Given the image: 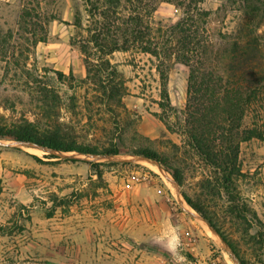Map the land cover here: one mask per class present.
Here are the masks:
<instances>
[{
    "label": "rangeland",
    "instance_id": "rangeland-1",
    "mask_svg": "<svg viewBox=\"0 0 264 264\" xmlns=\"http://www.w3.org/2000/svg\"><path fill=\"white\" fill-rule=\"evenodd\" d=\"M249 1L203 0L197 5L208 16L204 22L196 20L191 29L198 31L197 39L207 55V68L216 63V54L224 55L223 51L238 36L241 23L246 21L260 38L264 64V0ZM150 7L154 8L148 16L152 36L158 35V27L165 30L183 16V8L167 1L156 0ZM90 8L91 3L86 0H0V127L13 129L25 121L42 129L58 125L81 145L100 149L112 143L120 152L112 157L58 152L59 158H46L50 153L0 139L4 144L0 145V264H75L72 231L82 223L91 224L99 215L105 218L107 213L118 210L116 197H127L140 185L157 183L161 197L172 199L175 213L184 217L194 215L201 227L207 228V224L187 205L183 194L193 199L211 197L209 205L219 217L225 208L224 195L219 198L199 188L200 181L211 176L212 170L188 147L184 135L189 70L182 62L172 55L156 58L131 49L115 51L104 58L122 74L126 88L122 104L111 107L92 101L91 87L87 92L78 77L80 71L85 72L81 51L87 50L91 59L97 60L100 48L88 40L104 19L102 7L92 15ZM130 8L122 0L116 13H111L112 23L120 26ZM53 19L61 24L53 23ZM54 26L68 35V43L60 51L57 49V55H51L54 52L49 53L43 42L39 43ZM69 67L76 75L73 78L68 77ZM55 71H62L65 78L58 80ZM160 72L167 77L169 106L160 97ZM179 100L183 105H178ZM162 103L165 106H160ZM109 107L114 115L109 113ZM250 121L245 119L247 125ZM258 126L264 133V119ZM134 135L148 139L150 142L144 141L145 145L167 159L170 167L182 170V186L174 181L170 168L158 164L161 174L151 168L153 164L130 155L142 143L137 138L134 141ZM70 157L75 160H67ZM239 161L243 177L237 182V192L264 224V142L242 143ZM90 163L102 164L103 182L97 181ZM82 211L83 217L78 214ZM222 227L239 240L231 223ZM256 231L255 226L250 233ZM209 237L221 249L225 261L236 264L230 248L218 236ZM111 242L116 249L124 248L122 241ZM239 245L252 262L248 246ZM172 250L159 252L163 256L175 255L177 249ZM259 254L263 259L264 249Z\"/></svg>",
    "mask_w": 264,
    "mask_h": 264
},
{
    "label": "trees",
    "instance_id": "trees-1",
    "mask_svg": "<svg viewBox=\"0 0 264 264\" xmlns=\"http://www.w3.org/2000/svg\"><path fill=\"white\" fill-rule=\"evenodd\" d=\"M91 3L89 13L98 11L102 7L103 21L96 26L89 43L100 48V55L94 62L87 50L84 54L85 77L80 78L81 84L90 88L92 101L106 103L111 107L122 104L126 95L122 74L105 56L115 51L129 49L150 54L156 58H167L171 55L177 61L188 67L187 78L185 130L184 135L188 147L198 156L203 164L212 170V175L199 183L203 193H209L226 198L225 208L219 217L209 205L211 197H196L195 199L183 194V198L201 219L213 230L217 236L227 244L239 264H264V258L259 254L264 249V224L256 213L246 204L237 192V182L243 177L239 161L240 145L251 140L264 142V133L258 126L264 119V64L263 49L260 47V38L254 35V27L250 22L241 23L237 35L232 39L229 47L223 51L222 57L215 56L216 63L207 68V55L197 39L198 31H194L196 20L204 19L207 12H202L197 5L203 0H160L175 4L182 11V19L165 30L156 29L158 35L152 36V27L149 21L152 2L156 0H123L124 5L131 6L129 15L120 26L112 23L111 13L119 7L122 0H86ZM258 1V0H257ZM148 2V3H147ZM249 0H246V3ZM249 6V4H248ZM142 11V12H141ZM202 22V23H203ZM160 39V40H156ZM41 40H44L42 38ZM40 41V40H39ZM58 80L65 78L61 72H54ZM68 77L73 78L70 72ZM162 80L161 99L169 106L165 73L160 72ZM86 92V94H88ZM88 96V95H86ZM160 106H165L164 103ZM109 107V113L114 115ZM251 121L247 125L245 119ZM258 119V123L255 122ZM118 124V122H114ZM262 127V125H261ZM142 141L130 155L153 161L164 168H170L174 181L182 186L184 177L182 170L170 167L167 159L163 158L150 145L143 142L150 141L143 137H134ZM0 139L13 140L39 146L45 150L59 153H77L81 155L112 157L119 155L116 144L100 149L81 145L75 141L60 126H45L30 122H23L4 129L0 127ZM46 158H59L58 154L50 153ZM34 159L42 162L38 157ZM67 160H75L68 158ZM97 181L103 182L102 164L90 163ZM169 170V169H168ZM229 222L236 227L239 240L233 239L223 225ZM255 233H250L254 227ZM240 243L248 246L253 261L245 257L246 252L241 250Z\"/></svg>",
    "mask_w": 264,
    "mask_h": 264
},
{
    "label": "crops",
    "instance_id": "crops-1",
    "mask_svg": "<svg viewBox=\"0 0 264 264\" xmlns=\"http://www.w3.org/2000/svg\"><path fill=\"white\" fill-rule=\"evenodd\" d=\"M52 21L61 24L59 20ZM46 37L39 43L43 42L49 53L54 52L51 55H57V49L68 43V35L60 27L51 28ZM67 72L76 76L72 67ZM80 72L78 77L84 78V70ZM178 105L183 102L179 100ZM135 189L127 197H116L118 210L107 213L105 218L99 215L91 224L82 223L72 231L70 242L76 248L75 264H228L221 249L209 237L208 226L198 225L194 215L176 214L172 199L161 197L157 183ZM81 213L84 211L79 216ZM113 240L122 241L124 248L116 249ZM157 247L169 253L177 249V253L163 256Z\"/></svg>",
    "mask_w": 264,
    "mask_h": 264
},
{
    "label": "water",
    "instance_id": "water-1",
    "mask_svg": "<svg viewBox=\"0 0 264 264\" xmlns=\"http://www.w3.org/2000/svg\"><path fill=\"white\" fill-rule=\"evenodd\" d=\"M16 143H18V144H20V145H24V146H32V147H34V148H36V149H39V150L45 151V152H47V153H55V154H58V152H53V151H50V150H45V149H43V148H41V147H39V146L33 145V144L22 143V142H16ZM0 145H4V144L0 142ZM70 158H71V157H70ZM137 159H138V160H141V161L149 162V163L155 165L156 167H158V169L161 170V167H160L157 163H155V162H153V161H150V160L145 159V158H142V157H137ZM207 226H208V225H207ZM208 228L211 230V228H210L209 226H208ZM211 231L217 236V234H216L213 230H211ZM221 241H222V240H221ZM222 243H223L226 247H228L227 244H226L225 242L222 241ZM228 249H229V247H228ZM229 250H230V249H229ZM230 255L232 256V258L234 259V261L236 262V264H239L238 261H237V259H236V257L234 256V254L230 252Z\"/></svg>",
    "mask_w": 264,
    "mask_h": 264
},
{
    "label": "bare ground",
    "instance_id": "bare-ground-1",
    "mask_svg": "<svg viewBox=\"0 0 264 264\" xmlns=\"http://www.w3.org/2000/svg\"><path fill=\"white\" fill-rule=\"evenodd\" d=\"M143 163H146V164L151 165L149 162H143ZM151 166H152V167H151ZM151 166H150V167H151L155 172L161 173V172L158 171V168H157L156 166H153V165H151ZM162 173H163V172H162ZM162 173H161V174H162ZM209 233H210V235H211L212 237H213V236H214V237H217V236H216L212 231H210V230H209Z\"/></svg>",
    "mask_w": 264,
    "mask_h": 264
}]
</instances>
